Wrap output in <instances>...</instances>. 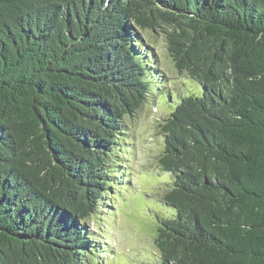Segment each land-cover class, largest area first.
Returning a JSON list of instances; mask_svg holds the SVG:
<instances>
[{
    "label": "trees",
    "instance_id": "trees-1",
    "mask_svg": "<svg viewBox=\"0 0 264 264\" xmlns=\"http://www.w3.org/2000/svg\"><path fill=\"white\" fill-rule=\"evenodd\" d=\"M160 105L156 264H264V0H0V264L103 255L89 221Z\"/></svg>",
    "mask_w": 264,
    "mask_h": 264
},
{
    "label": "rangeland",
    "instance_id": "rangeland-1",
    "mask_svg": "<svg viewBox=\"0 0 264 264\" xmlns=\"http://www.w3.org/2000/svg\"><path fill=\"white\" fill-rule=\"evenodd\" d=\"M153 46L164 71L166 91L192 92L194 83L171 68L163 39L158 37ZM166 110L163 105L144 108L127 121L130 152L123 156V174L116 182L118 201L112 205L106 199L109 207H104L98 219L88 224V231L101 239L104 251L92 264H156V217L172 215L162 196L173 176L157 168L163 151L159 122L167 117Z\"/></svg>",
    "mask_w": 264,
    "mask_h": 264
}]
</instances>
